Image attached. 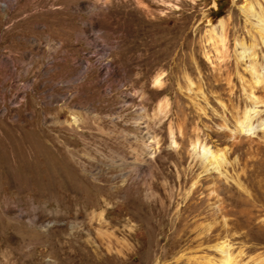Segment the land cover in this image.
<instances>
[{
  "label": "rangeland",
  "instance_id": "1",
  "mask_svg": "<svg viewBox=\"0 0 264 264\" xmlns=\"http://www.w3.org/2000/svg\"><path fill=\"white\" fill-rule=\"evenodd\" d=\"M244 1L0 0V264H264Z\"/></svg>",
  "mask_w": 264,
  "mask_h": 264
},
{
  "label": "bare ground",
  "instance_id": "2",
  "mask_svg": "<svg viewBox=\"0 0 264 264\" xmlns=\"http://www.w3.org/2000/svg\"><path fill=\"white\" fill-rule=\"evenodd\" d=\"M241 10L244 13V15L247 17H251V16L256 17V19H257V24H256L257 32L259 34V37H260L262 43L264 44V9L263 10L261 9L260 11H256L253 7L252 1L251 0H245L241 5ZM219 23L222 26L223 20L220 19ZM247 48L248 47H244V50L240 52L241 56L243 55V52H245ZM251 53H252V51H251ZM248 66H249L251 73L256 75V81L257 82L262 81V76L264 74V66H262V69H263L262 75L256 71L254 64L250 63ZM154 81H155V83L160 82V74H157L154 77ZM249 93L252 94L251 91ZM249 97L252 99V101H254V102L257 101L253 96L249 95ZM162 107H163V104L160 103L159 108L162 109ZM236 123H237V128L239 130H250V129H252L253 128V122H252V114H251L250 110H245L239 117H236ZM259 126H261L264 129V120L259 122ZM192 146H193L194 150L196 149V146H198V148H199L198 154L204 160H206L207 164H213L215 166H218L222 163V161H223L222 155L223 154L218 153L217 151H214L213 149L210 148V146H207L206 144H204L200 140L196 139L193 142ZM223 247L224 246H220L219 249L221 251H224ZM232 260H233L232 256H230L229 253H226V254H223V256L218 260V262H211L210 264H233Z\"/></svg>",
  "mask_w": 264,
  "mask_h": 264
},
{
  "label": "trees",
  "instance_id": "3",
  "mask_svg": "<svg viewBox=\"0 0 264 264\" xmlns=\"http://www.w3.org/2000/svg\"><path fill=\"white\" fill-rule=\"evenodd\" d=\"M222 9H223V6L222 5H219L218 7H217V9H216V11H218V16L220 15V12L222 11Z\"/></svg>",
  "mask_w": 264,
  "mask_h": 264
}]
</instances>
